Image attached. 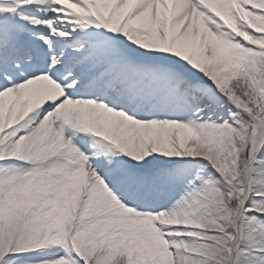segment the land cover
Segmentation results:
<instances>
[{"label": "snow or ice", "instance_id": "6c2138e0", "mask_svg": "<svg viewBox=\"0 0 264 264\" xmlns=\"http://www.w3.org/2000/svg\"><path fill=\"white\" fill-rule=\"evenodd\" d=\"M0 264H264V0H0Z\"/></svg>", "mask_w": 264, "mask_h": 264}]
</instances>
